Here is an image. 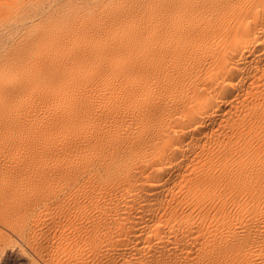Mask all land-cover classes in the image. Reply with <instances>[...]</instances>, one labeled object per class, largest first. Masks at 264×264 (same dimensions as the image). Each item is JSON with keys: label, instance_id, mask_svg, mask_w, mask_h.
I'll list each match as a JSON object with an SVG mask.
<instances>
[{"label": "bare ground", "instance_id": "1", "mask_svg": "<svg viewBox=\"0 0 264 264\" xmlns=\"http://www.w3.org/2000/svg\"><path fill=\"white\" fill-rule=\"evenodd\" d=\"M264 264V0H0V254Z\"/></svg>", "mask_w": 264, "mask_h": 264}, {"label": "rangeland", "instance_id": "2", "mask_svg": "<svg viewBox=\"0 0 264 264\" xmlns=\"http://www.w3.org/2000/svg\"><path fill=\"white\" fill-rule=\"evenodd\" d=\"M20 253L19 248L16 247L14 251L0 254V264H31L28 255L25 254L27 256V259H25Z\"/></svg>", "mask_w": 264, "mask_h": 264}]
</instances>
